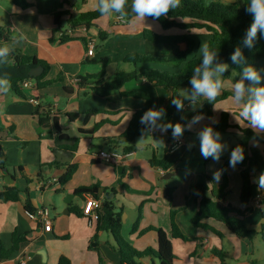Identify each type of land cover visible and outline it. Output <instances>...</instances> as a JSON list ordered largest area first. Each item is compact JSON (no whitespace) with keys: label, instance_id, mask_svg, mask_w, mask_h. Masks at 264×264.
<instances>
[{"label":"crops","instance_id":"1","mask_svg":"<svg viewBox=\"0 0 264 264\" xmlns=\"http://www.w3.org/2000/svg\"><path fill=\"white\" fill-rule=\"evenodd\" d=\"M28 1L31 6L22 9L16 6L13 0H0V28L3 29L0 32V46L3 42L2 34L7 39L5 45L8 47L19 49L25 55L35 56L49 65L44 80L60 77L63 80L39 90V99L33 100L29 95L25 98L20 97L11 89L7 93H0V149L7 157L6 169L14 179L13 184H6L3 173L0 171L2 175L0 191L9 189V187L20 191V201L0 200V239L5 248H10L14 231L20 234L27 233V241L20 245L19 250L12 255L10 260L14 264H19L21 261H25V264H59L60 258L64 257L70 260L71 264H99L100 254L105 264H122L120 254L114 248L115 242L112 235L109 232H97L96 224H89L88 218L84 216V213L89 210L87 199L84 195L77 196L74 193L80 187L100 184L101 187L115 188L116 193L123 194L128 200V205L122 206L124 207L122 235L137 250L157 249L156 233L149 231L139 235V231L153 226L162 228L170 235V212L176 210V223L190 240L183 241L170 236L176 255L174 264H221L220 259L213 256L212 250L221 249L226 252V257L230 256L231 252L224 250V239L232 240L234 264H252L253 259L239 258L247 254L246 251L248 252L250 246H253V242L236 238L223 223L216 220L208 219L204 222L220 232L223 237L211 230L197 228L191 221L198 210L196 185L204 180V175L213 179V172L220 170L224 160L227 159L221 155L220 161L214 162L211 158L204 159L200 152L194 153L196 146L193 143V138H195L193 136H196L200 146L199 131L204 127L219 123L222 112L229 113L232 126L242 129L250 128L246 122L244 126L238 124L232 114L238 116L242 107L232 100L233 83L229 80L224 82V89L231 95L214 104L212 115L201 113L202 103L196 102L193 108L187 99L184 110L174 113L172 124L186 125L194 116L204 117L191 130L185 129L187 134L185 138H180L181 144H174L175 140L169 136V131L162 133L158 130L147 129L142 136L148 139L149 150L140 154L135 139L132 144L136 146V151L125 155L122 146L110 143L108 139L120 137L127 130L133 113L141 110L145 102L139 98L122 96L120 91L147 94L152 100V107L155 105L156 108L163 107L169 97V92L148 84L145 79L139 77L125 84L120 91L113 92L109 98H103L89 88L78 85L74 77L103 74L101 79L90 80L91 86L94 82L99 83L112 79L119 71L160 69L178 72L183 65L177 68L161 64L134 66L126 63L124 58L130 53L155 57L165 55L171 58L175 55L177 46L155 44L145 40L143 31L150 29L161 34H175L180 31L173 29L165 32L157 22L148 17L144 21H139L134 17L122 25L117 23V16L112 14L95 20L89 29L79 26L72 30L65 23L63 29L71 40L65 43H60L58 40L51 42L55 12L69 11L70 14L76 16L83 12L93 11L96 9L95 0ZM100 32L107 34L106 40H100ZM193 37L196 39L197 46L191 58H197L201 56L199 50L202 43H207L209 35L199 32L193 34ZM90 41L95 43L93 56L87 55ZM104 61L107 63L104 64ZM258 67L259 70L264 69V59L258 63ZM261 74L264 77V72ZM66 86L72 88L70 94L64 90ZM25 91L30 93V89ZM184 91L188 92L186 89ZM38 103L51 107V114L58 118L60 128L69 135L71 141H63L60 143L61 147H57L56 130L53 126H40L34 116ZM92 110L99 111V113L85 120L84 113ZM70 113H80V116L75 120H70L68 117ZM99 123H101L99 128L93 133L89 132ZM221 136L229 138L232 146H228L227 149L231 151L242 137L240 131L232 127ZM257 136L259 140L250 141V146L260 150L264 157V133L257 134ZM75 139L78 140L77 144L74 142ZM25 142L27 145L24 146ZM74 146H76L75 151L70 149ZM57 149L73 153L72 161L70 163L58 162L54 154ZM108 150L124 155L120 165L106 164L96 158L100 151ZM152 157L173 160L175 164L170 171H164L150 165L149 159ZM87 158L94 159V162L80 161ZM211 161L214 166L210 168L209 162ZM54 162L60 165H53ZM74 163L77 164L75 173L64 185L60 184L59 180L63 175L54 178V173L66 165L69 169ZM232 169L229 166L227 170L229 192L220 204L241 208L240 169L235 167L237 173L233 170L235 176L239 175L235 192L231 191L233 189ZM169 173L171 176L165 178ZM259 176L260 174H254L252 177L255 186L252 201L254 211L245 218L256 229H260L264 222L261 203L264 199V190H259L257 183L254 182ZM213 181L216 185H220L222 176L219 182ZM120 183L125 184L131 191L123 189ZM209 185L211 188L213 183L209 182ZM231 193L233 194L230 195ZM257 195H260V200L256 199ZM27 198L31 200L35 210L43 207L51 209L52 230L50 232L45 231L43 225L28 217V212L24 208V201ZM74 208L81 209V215L72 212ZM140 213L139 229L137 232H132L133 224ZM95 236L98 237V241L93 244L97 249H91V241ZM226 257L225 264H228ZM137 262L157 264V260L151 257L142 258Z\"/></svg>","mask_w":264,"mask_h":264},{"label":"trees","instance_id":"2","mask_svg":"<svg viewBox=\"0 0 264 264\" xmlns=\"http://www.w3.org/2000/svg\"><path fill=\"white\" fill-rule=\"evenodd\" d=\"M13 3L22 9H26L31 6L28 0H13ZM131 4L132 0H128L125 9L128 15L123 16L127 22L135 17V15L131 12ZM247 5L248 0H240L237 3L228 5L214 0H181L180 7L170 11L167 16H162L159 20H154L153 18L148 17L157 22L165 32L173 29L180 31V33L175 34H161L150 29H145L143 31V38L145 40L155 44H173L177 46L175 55L171 58H167L165 55L162 57H155L139 53H130L126 55L124 61L134 66L138 64H161L177 68L183 65L178 72H168L160 69L140 71L133 70L131 72L119 71L112 79L104 80L99 83L94 82V85L91 86L89 84L90 80L101 79L103 74L100 73L98 75L85 77L77 76L74 78L77 80L78 85L89 88L93 93L100 97L109 98L113 92L120 91L121 88L128 82L141 77L145 79L148 84L166 89L169 92V97L163 105V108L166 110V116L163 122L171 123L172 117L177 111L175 107L171 105V100L175 96L180 95V89L182 88L186 89L190 93L191 84L189 81L192 71L195 67L199 66L201 62V56L191 58L197 46V42L193 37V34L203 32L209 35L207 44L210 49L218 51V61L229 64V69L223 76L224 82L229 80L234 84L236 80L239 79V74L242 72L244 65L232 64L230 60L231 54L237 47H240L243 51L247 64H250L259 70L258 63L264 59V35L258 33L255 46L252 49L245 48L242 43L245 33L252 23V16L245 11ZM115 15L120 16L119 14ZM101 17V13L96 9L80 13L76 16L70 14L69 11L55 12L53 15L54 29L52 30L50 41L55 42L58 40L60 43H65L71 40V38L65 33L66 31L63 29L65 23L68 24L69 28L72 30H75L79 26H84L86 29H89L95 20ZM1 31H3V29L0 28V32ZM1 36L3 38V42L0 47H3L5 46L7 39L2 34ZM99 37L100 40L104 41L107 39V34L100 32ZM11 49L12 51L10 52L7 61L0 63V77H7L10 80V89L18 96L25 98L29 95L33 99H39V90L54 82L63 80L61 77L58 79L44 80L49 68V65L45 61H42L35 56L25 55L19 49ZM105 63H107V61H104V64ZM39 65L43 66L45 70L39 77L32 79L30 72L34 67ZM26 80L34 81V87L30 89L29 94L25 91L26 89L21 86V83ZM262 83L264 82L262 81ZM64 90L69 94L72 92V88L68 86L64 87ZM120 94L122 96L139 98L145 102L144 107L141 110L133 113L127 130L120 137L108 139L110 143L122 146L123 153L127 154L136 151V146L133 145L132 142L142 136L144 131L147 130L144 125L139 123V120L146 110L152 108V100L147 94L140 92L126 93L120 91ZM230 95L231 93L229 91L223 89L221 95L218 96L214 102H209L203 98L198 99L197 102H200L203 105L201 113L204 115H212V107L214 104L225 100ZM183 102L185 104L186 99H184ZM98 113L99 111L96 110L85 112V120ZM34 116L37 118L40 126H53L56 130L57 147H61L60 143L63 141L67 142L72 140L69 135L60 128L58 118L51 114V107L49 105H42L38 103ZM79 116L80 113L68 114L70 120H75ZM100 125L101 123L93 127V129L89 132L93 133ZM210 126L213 128L214 132H219L221 135L226 134L231 127L237 128L241 133L242 137L237 145L243 147L245 158L242 163H239L236 166L240 169L241 208H235L231 205L223 206L220 204V201L229 192L227 174L229 158H227L222 164L221 169L223 170V173L222 183L220 185H216L213 179L208 175H204V180L196 185L195 193L198 210L191 220L192 224L197 228L211 230L220 237H223L220 232L204 222V220L213 219L223 223L238 239H246L253 242L254 238L258 235H261L264 239V222L260 229H256L245 219L248 214H252L254 211L252 201L254 199L255 186L252 181V177L254 174L264 173V157L261 151L250 146V141L254 139L259 140V138L251 128L242 129L237 126H232L230 124V115L227 112L221 113L219 123ZM169 132V136L172 137L170 130ZM186 134L187 131L185 130L183 138L186 137ZM74 142L77 144L78 140L75 139ZM23 145H27V142L23 143ZM237 145L233 146L232 149ZM75 147L76 146L70 147V149L75 151ZM6 161L7 157L0 149V171L6 168ZM80 161L91 163L94 162V159L87 158L81 159ZM149 163L152 167L161 168L164 171H170L174 166L175 161L152 157L149 159ZM53 165H60V163L54 162ZM76 169V163L70 165L66 174L60 177V184L64 185L67 181H69ZM20 171L23 172L22 168H20ZM209 182L213 183L211 188ZM120 186L127 191H131L125 184L120 183ZM108 192L116 193L117 190L115 188L101 187L100 184H95L90 187H80L74 191L77 196H82L85 193H91L95 197H99L101 194L105 195ZM0 200L5 202L20 201V191L16 188H12L10 190L6 189L2 192L0 191ZM261 203L263 205L262 219L264 220V199H262ZM24 208L27 212L35 211L29 198L24 201ZM71 211L77 215H81V209L79 208H74ZM123 212L124 207H119L115 200H107L104 198L102 212L99 214L95 222L97 232L104 231L109 232L112 235L115 242L114 248L120 254L121 263L139 264L137 260L145 257H151L157 260V264H174L176 255L173 251L171 238L183 241L190 240V238L182 233L176 223L177 211L171 210L170 212V235L162 228L153 226L139 231V235H143L149 231H153L157 235V249L147 248L143 251L137 250L124 239L122 235ZM140 221L141 213L136 222L133 224L132 232L138 231ZM26 241L27 233L20 234L17 231H14L12 234L10 248H5L2 240L0 239V263L14 264L10 260L12 255L17 252L20 245ZM97 241L98 237L95 236L91 241V249H97V247L93 244ZM212 254L214 257L220 259L221 264H225L226 252L215 248L212 250ZM251 263L255 264V261L251 260ZM59 264L71 263L70 260L62 257L59 260ZM99 264H105L100 254Z\"/></svg>","mask_w":264,"mask_h":264},{"label":"clouds","instance_id":"3","mask_svg":"<svg viewBox=\"0 0 264 264\" xmlns=\"http://www.w3.org/2000/svg\"><path fill=\"white\" fill-rule=\"evenodd\" d=\"M127 3L128 0H95V8L102 16L119 14L123 17L128 15L125 10ZM180 5L181 0H132L131 12L139 21H144L146 17L159 20ZM245 11L252 16V23L247 29L242 43L245 48L252 49L255 46L258 33L264 35V0H248ZM11 51L12 49L7 45L0 47V63L7 61ZM199 52L201 62L192 71L189 81L191 84L190 93L181 91L179 96H175L171 100V105L177 111L182 112L184 110V99L189 100L195 108L198 99L203 98L209 102H214L224 89L223 76L228 71L229 64L219 62L218 51L210 49L207 43H202ZM230 60L232 64L244 65L239 74V79L232 85V100L236 105L242 107L238 116L232 114L238 124L244 126L246 122L247 126L255 133L262 134L264 133V83H262L264 77L261 73L264 72V69L258 70L256 67L247 64L240 47L233 51ZM10 88V80L7 77H0V93H7ZM165 116L166 110L163 107L156 108L154 105L143 113L139 123L151 131L158 130L167 133L171 130L173 139L179 140L183 137L186 128L191 130L204 118L202 115H197L186 125H182L181 123H164ZM198 138L201 156L204 159L211 158L214 162H219L226 149V145L221 142V134L214 132L211 126H207L199 131ZM244 158L243 147L237 145L230 153L229 166L235 169L237 164L243 162ZM222 173V169L213 172V180L219 182ZM254 182L257 183L259 190H264V173H261Z\"/></svg>","mask_w":264,"mask_h":264},{"label":"built area","instance_id":"4","mask_svg":"<svg viewBox=\"0 0 264 264\" xmlns=\"http://www.w3.org/2000/svg\"><path fill=\"white\" fill-rule=\"evenodd\" d=\"M116 21H117V23L122 24V25L127 23L125 18H123L122 16H118V15L116 17ZM94 52H95V43H94V41H90L88 43L87 55L93 56ZM75 82H77V80H75ZM21 86L24 89H31L34 87V82H33V80H26V81L21 83ZM181 143H182L181 139L174 141V144H176V145L181 144ZM123 157H124V155L122 153H119L117 151H109V150L108 151H100L96 155V158L99 161H102V162H104L106 164H110V165H120ZM0 178H2L1 175H0ZM83 195L86 197L87 203L89 206V210H87L84 213V216L86 218H88L90 225H94L99 214L102 212L103 201H104L105 196L100 195L99 197H95L91 193H85ZM256 199L260 200V195H257ZM50 212H51V209L49 207H43V208H40V209L35 210L33 212H28L27 214L31 220L36 221L37 223L43 225V228L45 231L50 232L52 230V222L50 219ZM19 264H25V261H21ZM123 264H127V263H123Z\"/></svg>","mask_w":264,"mask_h":264},{"label":"rangeland","instance_id":"5","mask_svg":"<svg viewBox=\"0 0 264 264\" xmlns=\"http://www.w3.org/2000/svg\"><path fill=\"white\" fill-rule=\"evenodd\" d=\"M216 2H221L223 4H233V3H237L239 2L240 0H214ZM201 33V32H200ZM129 66V65H128ZM228 87V86H226ZM181 91H184V89L182 88ZM186 92V91H185ZM195 138H193V143L195 144L196 146V149H195V152L194 153H197V152H200V146L198 144V140H196V136H193ZM221 142L224 143L226 145V149L225 151L222 153V156L223 158H230V153H231V150H228V146L231 147L232 144L231 142H229V138L227 136H221ZM135 144L137 145V147L139 148V152L140 154L144 153V151H148L149 149V142H148V139L147 138H144V136H142V138H137L135 140ZM231 145V146H230ZM144 149V150H141V149ZM202 166H204L202 164ZM214 164L213 162H209V167H213ZM233 170L235 171V173H237V170L236 169H232V188L231 191L233 190L235 192V188H236V183H238L237 180H239V175L235 176L233 174ZM210 174V173H209ZM233 193H231L230 195H232ZM126 241H127V238L125 237L124 238ZM223 246H224V250L225 251H229L231 252V255L226 257L227 259V263L228 264H234L235 261H233V259H235V257H232V240L230 239H224L223 241ZM247 254H244L241 258L239 259H253L257 264H264V239L262 238L261 235H258L254 241H253V246L251 245L248 252L246 251ZM226 262V260H225Z\"/></svg>","mask_w":264,"mask_h":264},{"label":"water","instance_id":"6","mask_svg":"<svg viewBox=\"0 0 264 264\" xmlns=\"http://www.w3.org/2000/svg\"><path fill=\"white\" fill-rule=\"evenodd\" d=\"M44 72V67L39 65L37 67H34L31 72H30V76L31 78H37L39 77L42 73ZM54 154L56 155V160L58 162H62V163H70L72 161L73 158V153H71L70 151H64L61 149H57L54 151ZM68 171V165H66L64 168L58 169L53 177L56 178L57 176H62L64 175L66 172ZM3 176H4V181L6 184L11 185L14 183V179L12 177V175L9 173L8 169H3L2 170ZM171 176V173L167 174L165 178H168ZM12 189V187H9V190ZM105 198L107 200H115V202L117 203V205L119 207H122L124 205H128V200L125 198V196L121 193H115V192H108L105 195Z\"/></svg>","mask_w":264,"mask_h":264}]
</instances>
